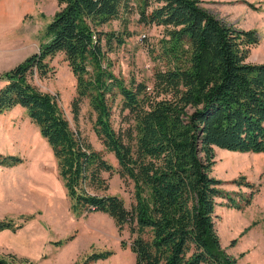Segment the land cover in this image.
Masks as SVG:
<instances>
[{"label":"trees","instance_id":"obj_1","mask_svg":"<svg viewBox=\"0 0 264 264\" xmlns=\"http://www.w3.org/2000/svg\"><path fill=\"white\" fill-rule=\"evenodd\" d=\"M55 1L58 8L37 48L0 73V112L24 108L51 149L69 209L104 212L118 231L126 227L128 242L119 245L128 246L135 264H236L220 246L214 207L217 198H227L229 206L239 208L258 185L239 175L233 182L249 190L235 199L211 170L213 146L264 153V61L245 59L257 41L255 30L216 17L200 0ZM130 12L137 22L162 28L147 47L154 63L148 78L115 73L107 55L130 33ZM114 18L121 21L120 30L101 28ZM57 52L74 77L72 116L85 99L93 133L114 156L115 168L69 125L56 94L29 80L33 72L47 75L46 57ZM113 107L123 121L117 128ZM21 160L0 153V165ZM113 169L132 184L128 207L118 194L100 191L106 186L100 172ZM19 226L0 218V229ZM111 253L91 250L74 264ZM13 260L0 255V264H16Z\"/></svg>","mask_w":264,"mask_h":264},{"label":"rangeland","instance_id":"obj_2","mask_svg":"<svg viewBox=\"0 0 264 264\" xmlns=\"http://www.w3.org/2000/svg\"><path fill=\"white\" fill-rule=\"evenodd\" d=\"M29 3L32 6L22 20L6 29V34L0 38V58L5 54L1 49L7 50L10 57V65L0 73L37 48L43 40L44 25L58 8L55 0H29ZM200 5L236 27L254 29L257 41L248 48L245 59L264 61V0H200ZM127 19L126 28L130 33L107 55L115 73L148 78L154 63L147 47L155 44L162 35V28L137 22L133 12L127 14ZM101 28L120 30L122 23L114 18ZM46 60L50 66L47 75L39 77L33 72L29 80L40 90L56 94L69 125L94 148L100 149L115 168L114 156L103 149L93 133V114L85 99L80 102L76 117L72 116L69 102L74 94V77L62 53L57 52ZM2 82L0 80V85ZM111 119L116 128L123 125L115 107ZM0 153L18 154L22 158L11 166L0 165V218L21 222V226L14 229H0L1 256L13 257L16 264H74L91 250L110 248L109 256L90 264H135L128 246L119 245L123 239L128 242L126 227L118 231L104 212L74 213L69 209L51 149L19 105L0 112ZM213 155L211 173L235 199L239 193L247 194L249 190L233 182L239 175L258 185L250 201L239 208L229 206L227 198H217L214 226L220 246L235 258L236 264H264V153L213 146ZM100 174L106 185L100 191L118 194L128 207L133 199L131 182L123 180L115 169L103 170ZM65 237L67 240L59 244L54 242Z\"/></svg>","mask_w":264,"mask_h":264},{"label":"crops","instance_id":"obj_3","mask_svg":"<svg viewBox=\"0 0 264 264\" xmlns=\"http://www.w3.org/2000/svg\"><path fill=\"white\" fill-rule=\"evenodd\" d=\"M31 3L29 0H0V38L4 36L6 29L22 20L23 16L30 10ZM4 33V34H3ZM7 40L6 37L4 41ZM3 56L0 58V70L10 65L7 50L1 49ZM5 56V58H4Z\"/></svg>","mask_w":264,"mask_h":264}]
</instances>
